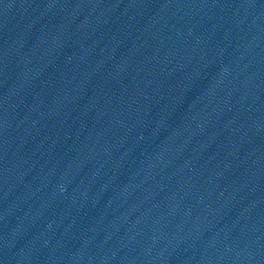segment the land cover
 <instances>
[{
  "label": "water",
  "instance_id": "water-1",
  "mask_svg": "<svg viewBox=\"0 0 264 264\" xmlns=\"http://www.w3.org/2000/svg\"><path fill=\"white\" fill-rule=\"evenodd\" d=\"M0 264H264V0H0Z\"/></svg>",
  "mask_w": 264,
  "mask_h": 264
}]
</instances>
